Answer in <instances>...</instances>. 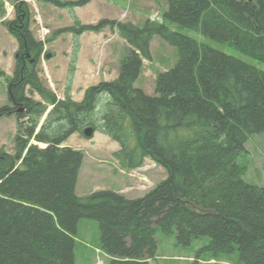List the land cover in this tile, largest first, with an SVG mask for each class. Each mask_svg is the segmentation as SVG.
I'll return each instance as SVG.
<instances>
[{
	"label": "trees",
	"instance_id": "1",
	"mask_svg": "<svg viewBox=\"0 0 264 264\" xmlns=\"http://www.w3.org/2000/svg\"><path fill=\"white\" fill-rule=\"evenodd\" d=\"M6 1L14 17L2 24L17 51L12 75L0 69L8 101L0 119L15 117L16 132L14 153L0 148V264H75L82 220L98 223L108 264H148L157 255L156 231L174 235L179 246L208 239L188 264H202L204 253L213 264H264V185L245 182L248 167L239 162L249 136L264 134V72L157 20L82 24L75 17L52 33L73 36L68 83L83 33L108 28L128 49L115 80L88 87L79 103L67 84L60 100L38 78L47 52L30 29L28 0ZM34 1L72 11L92 0ZM166 2L165 21L264 62V0ZM154 37L174 47L177 60L155 76L150 96L135 83L143 61L152 60ZM86 128L119 145L112 156L120 169L149 159L165 178L139 198L112 190L77 196L84 155L62 144L73 134L84 137Z\"/></svg>",
	"mask_w": 264,
	"mask_h": 264
},
{
	"label": "rangeland",
	"instance_id": "2",
	"mask_svg": "<svg viewBox=\"0 0 264 264\" xmlns=\"http://www.w3.org/2000/svg\"><path fill=\"white\" fill-rule=\"evenodd\" d=\"M4 2L3 9L4 15L2 16L0 10V69L7 75L11 76L14 69L15 53L17 51L16 40L8 33L3 26V20H11L14 17V11L12 9V3L2 0ZM111 2L124 11L132 14V20L142 24L147 18L148 13L150 17L154 11L160 8V16L156 20L163 22L169 29L180 32L186 36H189L197 41L199 45H206L215 50L221 51L225 54L234 56L246 63H249L259 70L264 72V62L256 61L245 57L238 52L234 51L226 45H222L212 41L211 39L204 37L198 32L188 30L187 28L178 24L165 21L163 19V9L166 0H146L150 3H156L157 6H153L150 3L140 4L138 0H101L96 1L97 11L101 16L109 17L111 8L105 6L106 2ZM30 11V29L36 40L40 38L42 32H44V45L50 40H53V32L48 31L50 21L47 20V13L43 15V23L41 24L39 16L40 10L36 3L28 4ZM53 16L58 15L59 12H54ZM51 16L50 19L53 17ZM63 21V19L61 20ZM60 21V22H61ZM98 22V21H97ZM96 22V23H97ZM124 22H130L126 20ZM132 23V22H131ZM57 30V29H56ZM49 39L48 42L46 40ZM39 41V40H38ZM50 51V50H48ZM120 58L118 59L117 69L120 65V61L126 54L124 48H119ZM47 52V51H46ZM101 57V56H100ZM100 59V58H99ZM177 56L174 47L170 46L159 37H154L152 42V60L151 62H143L142 77L138 80V88L144 89L147 95L152 96L154 94V80L155 76L163 70H168L176 63ZM45 59L41 58L38 65V78L44 87H49L44 78ZM100 62V60H99ZM94 63V62H93ZM114 63V62H109ZM108 63V64H109ZM95 64V63H94ZM44 73V74H43ZM32 98L39 100L36 94L32 95ZM7 88L6 83L0 79V107L7 106ZM16 132V119L15 117H4L0 119V148L9 154L14 153V136ZM78 142L74 140L69 141V146L78 148L79 151L86 156V163L89 161L94 165V168H86L83 166L81 176L79 179L78 194L80 196H87L91 190H112L116 187H123L125 193L130 198L143 196L146 192L151 190L159 181L165 178V170L155 165L149 159H145L142 168L131 171L121 170L113 158V152L119 150V145L116 142L108 139L106 136L100 133H94L91 138H84L78 136ZM246 152L243 157L239 159V162L247 164L248 170L243 180L249 184L257 186L264 185V134H253L249 136L248 141L245 144ZM90 167V164H86ZM155 239L157 241L158 250L157 255L148 264H188L193 260L195 252L202 246L208 243L207 238L194 239L189 246L177 245L174 235L168 236L162 234L160 231H156ZM99 247V229L98 223L91 220L80 221L79 231L75 236V264H94L101 259V264H108V260L105 258L104 253L99 249L100 253L97 254L95 250ZM202 262L210 260L209 254L204 253L200 256ZM235 259L227 261L228 264H234ZM206 264V263H202ZM209 264V263H208Z\"/></svg>",
	"mask_w": 264,
	"mask_h": 264
},
{
	"label": "crops",
	"instance_id": "3",
	"mask_svg": "<svg viewBox=\"0 0 264 264\" xmlns=\"http://www.w3.org/2000/svg\"><path fill=\"white\" fill-rule=\"evenodd\" d=\"M96 1H101V0H92L87 5L80 8H75L72 11L57 9L52 7L51 5L37 3L34 0H28V4L34 2L39 6V10H40L39 16L41 17L40 19L41 24L43 23L44 13H47V20L50 21L49 26H51L48 27L47 29L49 32L54 31L56 29L71 26L74 22L75 17L82 24H95L97 21L101 19L118 20L122 22L126 20H130V22H132L133 24H138V22L132 20V14H129V12H126L125 16L123 17L124 11L121 10V7L111 2L105 1L106 2L105 6L108 5L111 8L110 16L109 17L101 16L99 13L95 12L98 10L96 6ZM138 2L140 4L150 3L149 1L146 0H138ZM150 4H152L153 6L158 5L156 3H150ZM162 7L163 9L166 10L167 3H164ZM54 12H59V13L58 15L53 16V14H55ZM160 13L161 11L159 8L157 11H154V14L152 13L151 17H150V13H148L149 16L147 19L156 20L157 17L160 16ZM51 16L53 17L50 19ZM62 19L63 21H61ZM48 34L49 33L47 32L46 35ZM153 40L154 38L150 42L151 57H152ZM48 41L49 39L46 40V42ZM78 44H79V49L76 57L75 71L69 83L67 82L68 67H69L70 57L74 49L72 34H68V33L61 34L57 38L50 40L47 44L44 45V50L47 51V53L46 56H44L46 62L44 63L45 74L43 73L44 78L46 79L45 82L49 86L48 88L53 91V93L56 95L58 99L64 98L66 87L68 84L69 95L71 99L77 103L81 102L84 99V93L88 87L97 85L101 81L110 82L117 78L118 76L117 61L120 58V52L118 51V49L124 48L126 52L128 49V46L125 43V41L119 38V36L116 33H112L108 28L104 29L100 33H94V32L83 33L78 38ZM109 62H114V63H109ZM141 77H142V73L138 78V80L141 79ZM138 80L136 81L135 86H137ZM70 140H74L78 142L79 140L78 135L73 134L72 136H70V138L62 144V146L70 147L72 149L78 150V148L69 146L68 143ZM85 159L86 156H84L83 158V162L77 179V184L75 187V193L79 197H83L80 196L77 192L78 191L77 187L79 186V179L81 176L83 166H86V168H94V165H92L90 161L88 162L90 164V167H87L86 164L88 163H86ZM125 189L126 188L123 187H116L114 191L124 195L127 198H130L129 196H127V193H125L126 192ZM92 192H94V190H91L88 194ZM139 197L140 196L135 198H139ZM79 227H80V223L78 224L77 232L79 231ZM105 258L109 260V258L107 257Z\"/></svg>",
	"mask_w": 264,
	"mask_h": 264
},
{
	"label": "water",
	"instance_id": "4",
	"mask_svg": "<svg viewBox=\"0 0 264 264\" xmlns=\"http://www.w3.org/2000/svg\"><path fill=\"white\" fill-rule=\"evenodd\" d=\"M253 0H247V2H252ZM48 112V111H47ZM47 112H46V114H47ZM46 114H45V116H46ZM45 116L43 117V119H42V121L44 120V118H45ZM40 127V126H39ZM39 127H38V129H37V131L39 130ZM93 130H92V128H86L84 131H83V135L85 136V137H87V138H90L92 135H93Z\"/></svg>",
	"mask_w": 264,
	"mask_h": 264
}]
</instances>
